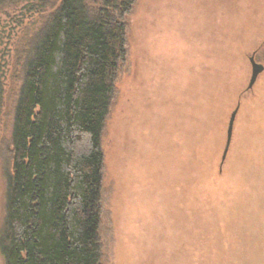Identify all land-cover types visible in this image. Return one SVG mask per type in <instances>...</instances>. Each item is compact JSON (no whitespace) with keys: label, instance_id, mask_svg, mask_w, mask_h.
Returning a JSON list of instances; mask_svg holds the SVG:
<instances>
[{"label":"rangeland","instance_id":"1","mask_svg":"<svg viewBox=\"0 0 264 264\" xmlns=\"http://www.w3.org/2000/svg\"><path fill=\"white\" fill-rule=\"evenodd\" d=\"M29 4L0 7V232L22 68L50 11ZM124 24L99 264H264V0H135ZM251 56L263 71L247 90Z\"/></svg>","mask_w":264,"mask_h":264},{"label":"trees","instance_id":"2","mask_svg":"<svg viewBox=\"0 0 264 264\" xmlns=\"http://www.w3.org/2000/svg\"><path fill=\"white\" fill-rule=\"evenodd\" d=\"M29 1L38 5L29 12L50 11L22 68L0 255L4 264H99L100 139L135 0Z\"/></svg>","mask_w":264,"mask_h":264},{"label":"water","instance_id":"3","mask_svg":"<svg viewBox=\"0 0 264 264\" xmlns=\"http://www.w3.org/2000/svg\"><path fill=\"white\" fill-rule=\"evenodd\" d=\"M249 62L251 65V76H250V80L247 86V90L252 89V87L254 86L256 82L258 75L263 71V68L260 65L255 63L254 56H251L249 58ZM238 108H239V105H237L236 108L233 110L228 120L227 129H226V141H225V146H224V150H223V153L221 156V162H220L221 165L223 164L226 158V155H227V152L230 146L232 132H233V125H234V121H235V118L238 112Z\"/></svg>","mask_w":264,"mask_h":264}]
</instances>
